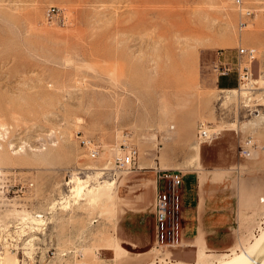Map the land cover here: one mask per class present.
Segmentation results:
<instances>
[{"label": "rangeland", "instance_id": "rangeland-1", "mask_svg": "<svg viewBox=\"0 0 264 264\" xmlns=\"http://www.w3.org/2000/svg\"><path fill=\"white\" fill-rule=\"evenodd\" d=\"M242 2L249 16L234 0H0V217L46 216L45 232L33 228L24 253L0 264H219L223 253L255 251L264 231V0ZM51 5L64 22L46 20ZM238 47L256 49L241 84L235 68L213 70L229 52L221 60L235 67ZM200 123L211 139L199 146ZM82 138L100 145L97 158ZM245 139L250 154L240 156ZM126 145L136 163L115 169ZM159 169L187 173L184 199L193 179H206L235 220L247 219L231 253L208 257L200 247L177 258L180 248L154 247ZM76 179L85 187L77 197Z\"/></svg>", "mask_w": 264, "mask_h": 264}, {"label": "built area", "instance_id": "built-area-1", "mask_svg": "<svg viewBox=\"0 0 264 264\" xmlns=\"http://www.w3.org/2000/svg\"><path fill=\"white\" fill-rule=\"evenodd\" d=\"M234 2L242 17L249 16L252 13L250 9L243 6L242 0H234ZM45 18L52 24L58 21L64 22L65 20L60 8L54 5L47 7ZM260 20L264 27V11L260 14ZM246 25V20H240V29ZM255 58L256 49L254 47H238L235 67L218 60L213 64V70L219 76H226L235 68L238 83L241 84L251 77L250 63ZM210 139L211 135L209 136L207 129L200 123L196 131L197 142L200 144ZM80 142L91 158L95 159L99 156L101 152L100 145L85 138L80 139ZM251 146V139H245L240 144V156L249 155ZM137 156V148L133 145H126L124 153L120 156L116 155L114 168L130 171L136 163ZM185 174L180 169H159L156 172L153 199L154 247L170 248L169 250H171L189 246V243L185 240L183 230V177ZM33 228L41 229L42 233L45 232L46 216L44 214L26 212L15 214L9 220L0 217V258L6 254L18 255L21 250L24 253V249L28 247L27 243L32 240L30 236L34 232Z\"/></svg>", "mask_w": 264, "mask_h": 264}, {"label": "crops", "instance_id": "crops-1", "mask_svg": "<svg viewBox=\"0 0 264 264\" xmlns=\"http://www.w3.org/2000/svg\"><path fill=\"white\" fill-rule=\"evenodd\" d=\"M234 56L233 52H229L226 57H222L221 59L224 58V60L227 59L226 61H231ZM190 76L189 83H194V74ZM187 176L186 173L184 177ZM218 189L219 187L210 184L206 179L200 185L197 180L193 179L191 193L188 198L184 199L183 190V230L185 240L189 243V246L175 251L174 253L177 258H190L199 251L198 248L200 247H204L208 252L212 253H206L208 257L213 256V253H217L213 251L231 253L230 249L234 248L236 238H240L241 232L248 224L247 219L235 220L228 213L229 208L232 207H229V205H232V203L228 204L226 201L227 196L222 195L220 192L217 193ZM150 203L151 205L153 204V198L150 199ZM256 206L255 199L253 208H256ZM241 207V204H235L237 212L243 209ZM151 211L154 214L152 209ZM203 254L199 252V260L200 257L204 256ZM231 254L223 253L221 256Z\"/></svg>", "mask_w": 264, "mask_h": 264}, {"label": "bare ground", "instance_id": "bare-ground-1", "mask_svg": "<svg viewBox=\"0 0 264 264\" xmlns=\"http://www.w3.org/2000/svg\"><path fill=\"white\" fill-rule=\"evenodd\" d=\"M250 79L251 78H249V81H250ZM208 134H209V136L211 135L209 131H208ZM199 146H200V144H199ZM2 149H3V147L0 145V150H2ZM5 155H6V153H5ZM3 159H5V158H3ZM8 160H10V159H8ZM73 184H74V186H72L71 195L75 196V197L81 196L84 193V191H85V187H84L82 181L79 180V179H76L75 181H73ZM261 200H263V199H261ZM254 246H256V249H255L254 252L247 253V252L243 251L242 253H237V254H233V255L232 254L231 255H225L224 256L225 259L219 264H264V231H263L262 235H260V237L256 240V243L254 244ZM14 256H15L14 254H10L9 256L3 258V261L5 259H7V260H17ZM175 262H177V261H175Z\"/></svg>", "mask_w": 264, "mask_h": 264}]
</instances>
